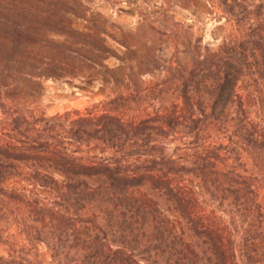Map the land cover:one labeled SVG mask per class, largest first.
<instances>
[{
  "label": "trees",
  "instance_id": "obj_1",
  "mask_svg": "<svg viewBox=\"0 0 264 264\" xmlns=\"http://www.w3.org/2000/svg\"><path fill=\"white\" fill-rule=\"evenodd\" d=\"M215 5L233 24L211 47L167 9L145 17L170 27L114 38L83 0H0V264L39 247L56 264H264V0ZM43 79L108 93L48 114Z\"/></svg>",
  "mask_w": 264,
  "mask_h": 264
},
{
  "label": "rangeland",
  "instance_id": "obj_2",
  "mask_svg": "<svg viewBox=\"0 0 264 264\" xmlns=\"http://www.w3.org/2000/svg\"><path fill=\"white\" fill-rule=\"evenodd\" d=\"M84 3L97 15L93 21L104 25L108 34L114 38L119 37L125 30H133L140 22L144 27L149 25H167L166 22H150L145 15H157L167 9V15L181 21L185 26L193 28V38L201 45L216 46L224 35L232 29V22L224 17L218 18L224 8L217 7L215 0H180L181 6L174 5L176 0H83ZM85 22L78 18L73 19V27L81 30ZM52 36V35H50ZM53 37V36H52ZM185 41V36H181ZM107 44L119 54L123 48L112 38L106 36ZM172 52L170 43L161 46L155 55L162 60L169 57ZM109 67L115 66L117 61L110 58L106 61ZM40 105L48 114L60 113L65 110L79 109L97 102L108 93L105 88L95 80L82 79H43L41 80ZM9 247L0 240V255H6ZM44 247H39L37 255L30 256L32 264H56L47 257ZM45 260V261H44Z\"/></svg>",
  "mask_w": 264,
  "mask_h": 264
}]
</instances>
